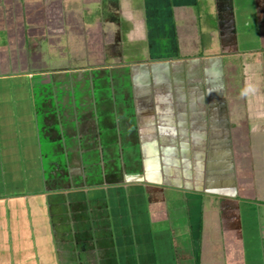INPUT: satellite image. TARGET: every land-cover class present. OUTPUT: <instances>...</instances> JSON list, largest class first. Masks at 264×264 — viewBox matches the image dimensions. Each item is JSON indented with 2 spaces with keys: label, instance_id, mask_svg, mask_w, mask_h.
Here are the masks:
<instances>
[{
  "label": "crops",
  "instance_id": "0c3cea01",
  "mask_svg": "<svg viewBox=\"0 0 264 264\" xmlns=\"http://www.w3.org/2000/svg\"><path fill=\"white\" fill-rule=\"evenodd\" d=\"M244 60L264 0H0V264H264Z\"/></svg>",
  "mask_w": 264,
  "mask_h": 264
},
{
  "label": "rangeland",
  "instance_id": "374dc122",
  "mask_svg": "<svg viewBox=\"0 0 264 264\" xmlns=\"http://www.w3.org/2000/svg\"><path fill=\"white\" fill-rule=\"evenodd\" d=\"M200 4V3H199ZM199 9V6H198ZM44 63L46 65H49L51 63L50 60H43ZM31 62V61H30ZM30 62L28 60H26V71L31 70L33 68L32 65H34L32 62L30 64ZM34 62H41L40 60H34ZM65 62V61H64ZM241 65V60H239ZM29 66V67H28ZM42 65H39V67ZM47 67V66H45ZM240 68V72H241V66ZM3 69H7V68H3ZM1 69V70H3ZM244 72L246 73L244 78L249 77L248 80L245 81L244 85H243V89H244V95L243 97H239V98H233L231 100V103H234V105L230 104L228 107H236V112H233L234 114L232 115L234 121L238 124H245L247 122V118H251V116L248 114L250 113L252 110H262L264 112V60H244ZM248 72L249 73H253L252 76H248ZM238 80L237 84L239 83L238 86V90L240 92V87L241 83V76L240 73L237 75ZM230 100V99H229ZM254 107V108H251ZM264 125V115L261 117V123ZM251 127V126H250ZM259 130V129H258ZM258 130L256 131V133H259ZM260 131V130H259ZM260 137V136H259ZM262 141V145H260L259 148H257V150L261 151L263 156H264V141L262 138H259ZM252 148V152L256 150V147H251ZM264 180V179H262ZM255 184H256V199L257 200H261L264 201V197H262L260 195V190H262V195L264 196V185L263 187H259L258 186V178H255ZM250 206V207H245V206ZM258 203H254V202H250V203H246L245 201H241L240 203V213L241 215V220L243 222H249V226H248V231H251V236L255 237V240L258 242L257 245L261 248V240L263 238V230H264V207L261 208L262 212H260L258 210V208L256 209ZM249 208V216L246 214V210L248 212ZM217 222V220H216ZM82 225H84V222H80ZM105 223V222H104ZM122 223L124 222H116L114 221L113 218H111V234L115 235L117 232V228L120 227L122 225ZM106 224V223H105ZM87 225V231H85L83 234L87 235V234H91L93 233L92 229H90V222H86ZM40 227H34L32 228L33 230H39L41 229V232H43V230L45 229L44 225H39ZM152 231L159 229V227L157 226L156 228V224L152 225ZM262 229V231H260ZM124 231H127V228H124ZM214 233L213 231H209L208 233ZM80 234H82L80 232ZM122 234V233H119ZM247 235L249 233H247V229L244 228L242 231H240V235ZM223 250L220 248L218 249V252H222ZM212 260H207V262L205 264H210ZM222 262V264H227L226 261L222 258L220 260Z\"/></svg>",
  "mask_w": 264,
  "mask_h": 264
}]
</instances>
